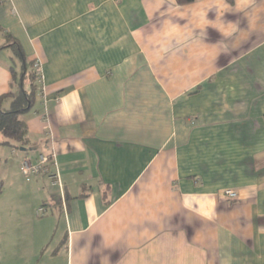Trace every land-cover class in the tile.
Masks as SVG:
<instances>
[{
	"label": "crops",
	"instance_id": "obj_1",
	"mask_svg": "<svg viewBox=\"0 0 264 264\" xmlns=\"http://www.w3.org/2000/svg\"><path fill=\"white\" fill-rule=\"evenodd\" d=\"M32 62L0 264H264V0H0V98Z\"/></svg>",
	"mask_w": 264,
	"mask_h": 264
},
{
	"label": "trees",
	"instance_id": "obj_2",
	"mask_svg": "<svg viewBox=\"0 0 264 264\" xmlns=\"http://www.w3.org/2000/svg\"><path fill=\"white\" fill-rule=\"evenodd\" d=\"M196 0H177L179 5H187L195 2ZM12 49L15 56L25 61V56L20 49L19 45L15 42L12 44ZM35 62L30 63L31 68L26 66L23 75L24 79H28L27 89L24 83L19 82L18 88L15 91H11L9 94L0 98V145L15 146L20 145L22 147L28 137V127L23 120V116L29 113L35 106L36 98L41 92V87L37 83V76L34 69ZM202 89L199 86L194 93L200 92ZM9 100V108L4 107V102ZM2 193V186L0 185V194Z\"/></svg>",
	"mask_w": 264,
	"mask_h": 264
},
{
	"label": "built area",
	"instance_id": "obj_3",
	"mask_svg": "<svg viewBox=\"0 0 264 264\" xmlns=\"http://www.w3.org/2000/svg\"><path fill=\"white\" fill-rule=\"evenodd\" d=\"M34 69L37 76V83L43 89L44 81L40 69V64L35 62ZM50 166L56 167L54 155L51 154L50 152H44L39 155L36 162H33L30 157L24 158V160L21 163L20 170L21 173L25 176H39L43 173H46L49 175V178L53 186L62 188V181L60 178L59 170L57 169V171L50 173L49 172ZM224 194L228 199L231 200L236 199L238 196L237 193L233 190H227L224 192ZM44 213H46L44 207L39 208L38 215L42 216Z\"/></svg>",
	"mask_w": 264,
	"mask_h": 264
}]
</instances>
